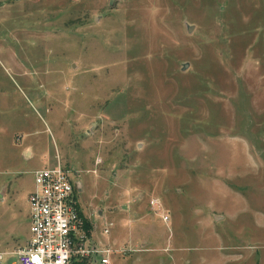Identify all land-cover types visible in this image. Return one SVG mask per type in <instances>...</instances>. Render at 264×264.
Here are the masks:
<instances>
[{
	"label": "rangeland",
	"instance_id": "rangeland-1",
	"mask_svg": "<svg viewBox=\"0 0 264 264\" xmlns=\"http://www.w3.org/2000/svg\"><path fill=\"white\" fill-rule=\"evenodd\" d=\"M46 162L97 245L264 264V0H0V252Z\"/></svg>",
	"mask_w": 264,
	"mask_h": 264
},
{
	"label": "built area",
	"instance_id": "built-area-1",
	"mask_svg": "<svg viewBox=\"0 0 264 264\" xmlns=\"http://www.w3.org/2000/svg\"><path fill=\"white\" fill-rule=\"evenodd\" d=\"M71 175L59 162L33 171L28 196L30 237L24 247L0 252V264H111V249L88 239ZM150 204L160 214L159 200L153 198ZM161 218L167 220L163 214ZM111 226L106 223L104 233Z\"/></svg>",
	"mask_w": 264,
	"mask_h": 264
},
{
	"label": "crops",
	"instance_id": "crops-1",
	"mask_svg": "<svg viewBox=\"0 0 264 264\" xmlns=\"http://www.w3.org/2000/svg\"><path fill=\"white\" fill-rule=\"evenodd\" d=\"M23 150H24L23 153L27 157L32 155L33 151L30 146L25 145ZM46 166H50V163L45 164V166L43 167ZM36 169H40V168H33L29 170L32 178V189H33V171ZM32 189L28 192L26 196L27 216L29 213L28 196L32 191ZM10 193L12 195L11 202L13 203L16 202L11 191ZM106 223L100 232L99 235L100 237L98 236V238H101L98 239L99 242L100 243L102 242L103 244L102 243H101L102 245L95 244L93 239L91 238V235L89 241L91 240L90 242L98 247H103V248L107 247L111 249L112 251L110 254L111 264H245L246 261H249L251 258L255 260L254 255L256 251H195V254L192 255V253L185 254L186 251H129L134 249L131 246L127 247L126 245H124L125 243L119 245L120 247L117 246L116 248V245L118 244V242H120L119 236L123 228L120 226V222L117 221L116 228L113 231H111V227L113 226V222H111L112 226L109 228V231L107 233H104L103 229L106 227ZM104 236L105 239L103 238ZM130 239L133 240L132 237H130Z\"/></svg>",
	"mask_w": 264,
	"mask_h": 264
},
{
	"label": "trees",
	"instance_id": "trees-1",
	"mask_svg": "<svg viewBox=\"0 0 264 264\" xmlns=\"http://www.w3.org/2000/svg\"><path fill=\"white\" fill-rule=\"evenodd\" d=\"M87 225V224H86ZM86 228H87V226H86Z\"/></svg>",
	"mask_w": 264,
	"mask_h": 264
}]
</instances>
